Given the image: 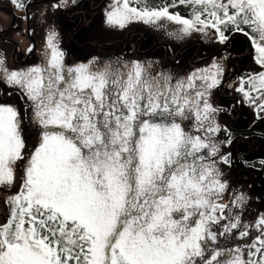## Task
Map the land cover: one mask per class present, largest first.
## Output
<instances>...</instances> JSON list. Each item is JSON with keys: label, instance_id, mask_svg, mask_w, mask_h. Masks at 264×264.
<instances>
[{"label": "snow or ice", "instance_id": "obj_1", "mask_svg": "<svg viewBox=\"0 0 264 264\" xmlns=\"http://www.w3.org/2000/svg\"><path fill=\"white\" fill-rule=\"evenodd\" d=\"M178 3L192 7L191 18L170 12L175 4L149 9L113 0L106 23L124 29L167 20L185 35L210 27L221 44L243 25L264 68V0ZM46 45L50 54L38 65L13 70L0 60V84L25 100L39 131L29 149L25 116L0 104V185L11 187L24 166L0 224V264H264V216L251 244L220 247L221 237L250 236L224 202L217 160L228 158L211 138L220 127L208 97L221 66L174 77L141 61L69 65L55 31ZM237 91L264 109V71Z\"/></svg>", "mask_w": 264, "mask_h": 264}, {"label": "rangeland", "instance_id": "obj_2", "mask_svg": "<svg viewBox=\"0 0 264 264\" xmlns=\"http://www.w3.org/2000/svg\"><path fill=\"white\" fill-rule=\"evenodd\" d=\"M56 3L59 8L53 7ZM112 3L113 0H30L26 9H17L10 0H0V60L13 70L43 63L50 54L47 35L55 31L59 49L69 65L93 59L101 64L141 61L150 64L154 72L183 77L218 63L223 70L222 86L212 89L208 99L217 109L214 120L220 131L211 138L228 158V163L217 160L221 178L228 186L224 202L232 206L250 233L244 239L238 235L221 237L220 247L251 244L260 235L255 225L264 216V109L257 106L259 100L250 102L237 89L241 80L247 81L264 71L256 63L252 40L244 31L221 44L210 27L205 32L185 35L179 25L167 20L156 24L137 21L124 29L113 28L106 23V12ZM132 6L136 7L133 0ZM227 82L231 83L228 88ZM258 95L252 93L253 97ZM0 104L14 106L25 116L22 128L31 149L39 131L31 122L28 104L15 89L2 84ZM23 167L16 168V183L11 187L0 185V224L6 222L11 211L7 201L20 191ZM235 196L244 198L239 205H232Z\"/></svg>", "mask_w": 264, "mask_h": 264}, {"label": "trees", "instance_id": "obj_3", "mask_svg": "<svg viewBox=\"0 0 264 264\" xmlns=\"http://www.w3.org/2000/svg\"><path fill=\"white\" fill-rule=\"evenodd\" d=\"M29 1L30 0H23L25 5ZM133 3L138 8L147 7L149 9H158V8L164 7L165 5L175 4L176 6L175 7H170L169 11L173 12V13H178L179 15H181L182 17H185V18H191L192 12H193V9H192L191 6H189L187 4H179L178 0H139V3H137L136 0H133ZM244 31L248 32L245 29H244ZM239 33H240V31H229V32H227L226 35L229 37L227 42L229 41V39L232 36H234L236 34H239ZM227 42H226V44H227Z\"/></svg>", "mask_w": 264, "mask_h": 264}, {"label": "flooded vegetation", "instance_id": "obj_4", "mask_svg": "<svg viewBox=\"0 0 264 264\" xmlns=\"http://www.w3.org/2000/svg\"><path fill=\"white\" fill-rule=\"evenodd\" d=\"M204 58V57H203ZM202 59V58H201ZM227 84V83H226ZM219 86H222V82L219 84ZM225 86V83L223 84V87ZM256 188V186H255ZM256 198V195L254 196Z\"/></svg>", "mask_w": 264, "mask_h": 264}, {"label": "water", "instance_id": "obj_5", "mask_svg": "<svg viewBox=\"0 0 264 264\" xmlns=\"http://www.w3.org/2000/svg\"><path fill=\"white\" fill-rule=\"evenodd\" d=\"M230 84H231V83H230V82H228L226 87L228 88V87L230 86Z\"/></svg>", "mask_w": 264, "mask_h": 264}, {"label": "bare ground", "instance_id": "obj_6", "mask_svg": "<svg viewBox=\"0 0 264 264\" xmlns=\"http://www.w3.org/2000/svg\"><path fill=\"white\" fill-rule=\"evenodd\" d=\"M261 200V199H260ZM264 201V200H263Z\"/></svg>", "mask_w": 264, "mask_h": 264}]
</instances>
